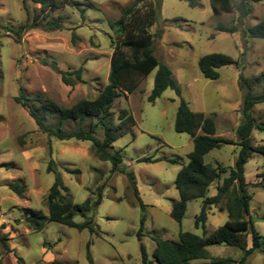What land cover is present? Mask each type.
Returning <instances> with one entry per match:
<instances>
[{
    "label": "rangeland",
    "instance_id": "374dc122",
    "mask_svg": "<svg viewBox=\"0 0 264 264\" xmlns=\"http://www.w3.org/2000/svg\"><path fill=\"white\" fill-rule=\"evenodd\" d=\"M133 1L57 0L63 7H51L41 13L42 6L31 0H0V115L3 117L0 122V235L7 238L5 244L9 247L0 242L1 264H47L54 260L90 264L89 242L94 264H143L141 243L150 261L156 264L155 239L178 242L181 231L208 237L229 221L227 211L223 210L225 201L208 212L206 231L195 227L202 200L189 204L182 224L171 217L173 206L179 201L176 177L188 163L193 141L190 135L175 131L180 99L173 90H167L154 103L148 101L157 70L143 80L134 94L121 95L116 100L108 120L110 125L119 124L123 110L135 119V125L126 128L125 136L114 143V149L125 157L120 169L134 172L139 199L145 206L142 241L138 233L144 214L127 174L112 173V164L96 157L91 142L49 138L28 111L15 102L21 87L29 97L40 96L36 109L47 125L55 127L59 120L52 110L71 108L83 99L98 97L109 84L114 51L112 38L115 39L110 23L117 22L121 11ZM199 1L201 8H191L180 0H152L158 11V20L150 29L154 52L171 69L191 110L214 118L218 137L237 142L236 130L243 122L241 111L248 91L246 85L240 86V74L251 84L255 95L264 92V40L246 39L243 30L264 20V1L249 0L250 14L246 18H241V0H232L231 14L220 15L212 12L210 0ZM74 2L86 9L84 16L73 6ZM149 9L144 8L143 13ZM36 16H39L37 28L22 32L19 42L15 32L26 24H33ZM49 21L61 24L62 30L48 27ZM219 25L236 26L238 31L234 34L218 31ZM214 53L235 60L247 53L244 70L223 67L218 70V80L206 79L198 62ZM80 68L82 79L69 73L66 77L76 86L66 85L62 73ZM252 117L256 124L264 125V103L254 107ZM97 124L96 119L84 124L67 121L63 129L67 132L81 126L89 129ZM97 136L102 139V132L98 131ZM252 143L264 145V133L254 131ZM239 150L236 145H225L212 151L205 161L215 167L232 168ZM143 158L160 161L139 163ZM50 160L55 161L54 170L62 173L66 195L76 204H82L87 198L95 199L97 189L106 186L102 204L94 215L98 234L89 230L79 232L55 222H48L41 232L28 229L24 222L27 210L49 215L45 202L55 180V174L48 173ZM76 171L80 173H71ZM262 173L264 156L254 153L246 165V178L253 196L251 210L255 227L264 239V190L258 187ZM16 183L24 189L23 196L10 189ZM218 183L211 186L209 196L217 194ZM75 220L84 221L82 217ZM248 242L250 246L249 237ZM208 251L210 259L190 264H211L213 259L239 260L243 256L239 249L225 245L209 247ZM247 264H264V253L257 251Z\"/></svg>",
    "mask_w": 264,
    "mask_h": 264
},
{
    "label": "trees",
    "instance_id": "16d2710c",
    "mask_svg": "<svg viewBox=\"0 0 264 264\" xmlns=\"http://www.w3.org/2000/svg\"><path fill=\"white\" fill-rule=\"evenodd\" d=\"M31 1L42 6L41 13H45L51 7H63V4L57 3V0ZM180 1L186 2L191 8L202 7L199 0ZM252 1L263 2L264 0ZM249 2V0H241V18H246L250 14ZM210 4L215 15L231 14L234 10L232 0H210ZM73 6H77L81 14L85 15L86 9L80 8L78 2H74ZM144 8L150 9L148 12L143 13ZM48 16L46 15V17ZM38 18L39 16H36L33 24H26L15 32L19 36V42L22 32L37 28ZM157 20L158 11L152 0H134L132 5L121 11V18L117 22L110 23V28L115 33L116 40L112 38L114 51L110 61L109 84L93 100L83 99L71 108L58 107L52 110L58 116L59 123L57 126L47 125L46 119L37 111L36 103L41 101L40 96L29 97L21 87L20 94L15 98V102L28 111L40 131L47 134L49 138L55 137L60 141L91 142L93 144L92 150L96 157L100 161L112 164V173L127 174L135 190V195L139 199L135 174L134 172L127 173L126 170L120 169V165L124 164L125 157L121 151H115L114 149V143L125 136L126 128L130 125H135V119L127 110H123L119 115V124L110 125L108 120L112 116L116 100L121 95L134 94L143 80L157 70L154 87L148 101L154 103L167 90H173L180 99L175 120V131L180 134L190 135L193 141V151L188 155V163L182 166L176 177L175 186L179 194V201L173 206L171 217L179 224H182L189 204L195 200H202L201 212L196 218L195 227L206 231L208 212L212 207L218 206L225 201L223 210L227 211L229 221L208 237L181 231L178 242L155 239L156 249L153 253V258L156 264H190L195 260L210 259L209 247L225 245L242 251L243 256L241 259H213L211 264H247L248 259L257 251L264 253V250H262L264 239L255 227L251 210L253 196L249 192V183L246 178V165L251 156L254 153L264 156V145L254 146L252 143L254 131L264 133V125L256 124L252 117L254 107L264 103V92L255 95L251 84L241 73L240 86L243 88L246 85L248 91L241 111L243 122L236 130L238 141L235 142L234 140L218 137L214 118L207 117L205 113L191 110L188 102L182 96L179 85L173 78L171 69L155 55L153 48L154 37L150 29ZM47 25L55 30H62L63 28L61 24L52 21L47 22ZM217 30L234 34L238 31V27L227 28L219 25ZM243 30L246 39L264 40V20L253 27L244 28ZM75 39L76 35L73 34V41ZM246 58L247 53H244L239 60H235L225 54L214 53L202 57L198 62V66L206 79L218 80L220 78L218 70L223 67H236L244 70ZM82 72V68L73 72H63L64 83L75 87V82L67 78L66 75L71 73L82 79ZM89 119H96L99 124L89 129L81 126L68 132L63 129V125L67 121L84 124ZM2 120L3 117L0 115V122ZM98 131L102 132V139L98 138ZM225 145H236L240 148L237 160L232 168L215 167L206 163L205 157L207 155L214 150H220ZM50 154L52 155L51 148ZM159 161L143 158L139 160V163H158ZM171 162L174 163V161ZM54 164L55 161L50 160L48 173H54L55 180L45 202L49 215H45L43 211L27 210L24 222L28 229L34 232H41L48 222H55L68 228L76 229L79 232L89 230L91 233L98 234V225L94 221V215L102 204L106 186L102 185L97 189L95 199L87 198L82 204H76L71 197L66 195L62 173L54 170ZM71 173L79 174L80 171ZM259 177L261 182L258 187L264 190V173ZM216 182H219L216 187L217 194L209 196V190ZM9 187L19 196H23L24 189L20 188L19 184H11ZM139 203L144 214L141 221V229L138 233V238L142 241L146 211L140 199ZM77 217H82L84 221L77 222L75 220ZM248 237L251 242L250 246ZM6 240L5 236L0 235V242L9 249L8 245L5 244ZM140 250L143 264H153L149 259L146 247L142 243ZM87 259L90 264H94L90 242L87 244ZM47 264L68 263L54 260Z\"/></svg>",
    "mask_w": 264,
    "mask_h": 264
}]
</instances>
